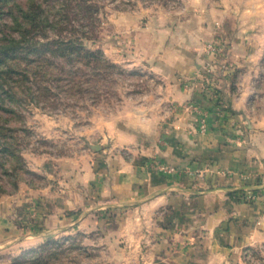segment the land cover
Listing matches in <instances>:
<instances>
[{
    "label": "crops",
    "instance_id": "obj_1",
    "mask_svg": "<svg viewBox=\"0 0 264 264\" xmlns=\"http://www.w3.org/2000/svg\"><path fill=\"white\" fill-rule=\"evenodd\" d=\"M195 11L127 31L121 66L151 87L63 181L1 198L0 237L114 215L126 264H264V0Z\"/></svg>",
    "mask_w": 264,
    "mask_h": 264
},
{
    "label": "rangeland",
    "instance_id": "obj_2",
    "mask_svg": "<svg viewBox=\"0 0 264 264\" xmlns=\"http://www.w3.org/2000/svg\"><path fill=\"white\" fill-rule=\"evenodd\" d=\"M216 2L0 0V199L63 181L101 142L94 130L151 87L121 66L127 31ZM83 220L32 245L22 233L0 237V264H126L113 246L120 218Z\"/></svg>",
    "mask_w": 264,
    "mask_h": 264
},
{
    "label": "built area",
    "instance_id": "obj_3",
    "mask_svg": "<svg viewBox=\"0 0 264 264\" xmlns=\"http://www.w3.org/2000/svg\"><path fill=\"white\" fill-rule=\"evenodd\" d=\"M208 51L210 52V53H212V54H214V53H218V51H219V48H218V46H215V45H209L208 46Z\"/></svg>",
    "mask_w": 264,
    "mask_h": 264
}]
</instances>
